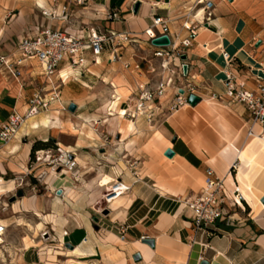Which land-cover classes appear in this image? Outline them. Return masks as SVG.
I'll return each instance as SVG.
<instances>
[{
	"label": "crops",
	"instance_id": "1",
	"mask_svg": "<svg viewBox=\"0 0 264 264\" xmlns=\"http://www.w3.org/2000/svg\"><path fill=\"white\" fill-rule=\"evenodd\" d=\"M137 1L141 4L135 14L133 6ZM195 1L123 0L117 4L114 0H86L85 6L75 1L66 4L67 11L61 25H65L69 32L81 35L84 30L95 27L100 32L130 33L134 38L118 48L120 56L117 60H110L111 48L101 53L98 63L92 61L93 56L89 53V67L82 75L62 63L61 75L64 78L69 75L65 84L74 80L88 87V81L84 79L88 74L98 77L102 74V80H113L114 85L115 81L122 86L128 85L124 89L132 92L138 84H158V81L153 82V76L157 74L164 81L171 80L158 105L159 110L168 111L149 132V141L154 148L150 150L151 156L147 160L150 167L147 178L151 181L152 199L163 208L145 227L146 239L141 240L125 232V239L122 240L121 234L114 229L93 233L75 227L66 230L67 235L65 232L62 235L63 243L70 241L77 244V247L73 245L76 249L72 253L100 256V264H202L204 261L209 264H264V146L261 141L248 135L250 115L244 104L231 100L225 94V79L229 73L245 81L248 88L255 86V74L260 73L264 64V0H213L210 18L205 16L203 5L193 7ZM64 5V2L59 4L58 0H0V51L4 53L14 49L26 35L43 30L47 17L42 16V12H62ZM112 13H117V16L111 17ZM154 15L169 19L173 41L188 55L186 61L173 58L163 71L157 70L155 63L161 58L154 57L144 34L151 26ZM69 19L76 23L68 26ZM185 39L191 40L190 46L183 45ZM224 51L234 57L232 62L224 58ZM184 62L189 65L186 76L182 72ZM171 63H174V68L169 72L167 67ZM136 64H140L141 68L137 69ZM180 86L187 96L194 93L201 100L196 105L188 103L171 110V102ZM29 90L19 86L10 93L3 83L0 84V123L14 109L22 113L26 111L28 97H25V93L31 94L33 88L31 92ZM78 90L77 86L71 84L66 86L64 94L70 97ZM115 97L114 104L122 98L118 93ZM62 98L61 101L68 105L77 102L73 98L68 101ZM51 122L50 116L39 113L28 118L19 129L17 134L23 138L35 134L34 140L23 147L24 158L30 154L34 141L47 140L46 132L42 129ZM127 128L134 130V122L129 121ZM254 129L257 133L261 131L259 125H255ZM75 131L79 149L87 147L84 143L103 142L85 123L82 129L75 128ZM17 139L18 135L9 142L10 147L19 148ZM0 145H4L1 140ZM168 148L175 151L173 157L166 156ZM236 160L240 161L238 179L246 197L242 205L244 209L239 207L232 211L234 220L225 219L212 226L210 230L213 236L195 234L193 211L183 200L192 199L200 193L206 182L207 168L224 176L228 193H233L237 182L229 171ZM101 182L107 188L117 181L106 175ZM124 194L111 204H124ZM137 198L140 196L134 194L126 207L131 206ZM24 205L27 207V202ZM14 208L17 213L23 211L18 206ZM54 217L52 214L44 216L50 223L52 219L55 220ZM147 239L154 240V248L145 243ZM40 244L31 239L28 247H39ZM28 253L22 255L23 264L43 263L40 254L36 258ZM137 254L141 256L138 263L134 260Z\"/></svg>",
	"mask_w": 264,
	"mask_h": 264
},
{
	"label": "rangeland",
	"instance_id": "2",
	"mask_svg": "<svg viewBox=\"0 0 264 264\" xmlns=\"http://www.w3.org/2000/svg\"><path fill=\"white\" fill-rule=\"evenodd\" d=\"M58 1L59 4L72 2ZM114 1L120 4L123 0ZM207 15L206 13L205 16ZM42 16L47 17L44 29L49 26V22L50 28H66L61 25V21H64L62 12L44 10ZM75 23L76 21L69 19L68 26ZM17 48L18 45L3 54L11 62L17 61L20 58ZM162 62L160 59L155 63L158 71L165 69ZM173 68L174 63H171L167 70L170 72ZM41 72L42 68L36 59H26L18 80L2 65L0 84L3 83L10 93L15 92L19 86L24 90L30 89V92L32 88L34 90L40 86L50 89L51 82ZM102 78V74L99 77L88 74L84 78L88 81V87L74 80L61 85L62 99L68 101L73 98L78 102L73 101L77 104L76 111H70L69 107L63 110L62 106L67 103L62 101L63 105L56 102L49 110L41 112L55 122L42 130L46 132L47 140L55 139L53 142L57 145L56 148L35 151L33 160L30 154L23 157V147L34 140L35 134L31 133L26 138L17 134L19 148L10 147L11 141L4 143L1 140L4 145H0V178L7 182L6 188L11 189L0 196V219L7 226L0 252L1 264H23L21 259L26 252L36 258L40 254L42 264H100V256L88 257L81 253H72L76 248L69 249L66 244L70 243L75 247L77 244L70 241L63 243L64 232L75 227L88 229L93 233L114 229L121 236L127 232L142 240V237H146L145 227L152 223L153 218L163 208L152 199L151 181L147 178L150 169L147 160L151 156L150 150L154 148L149 141V132L161 122L163 113L168 109L159 110L155 107L154 115L150 119L146 116L132 118L127 114L122 115L132 105L134 91L124 89L128 85L122 86L123 84L116 81L114 85L113 80L104 81ZM153 78V82L162 81V76L158 74ZM53 81L56 84L61 82L57 78H53ZM71 84L79 90L73 96L66 97L64 89ZM148 86L153 87L150 84ZM117 93L122 98L114 104ZM29 94L25 93V97ZM129 121L134 122V130L127 128ZM84 123L90 125L103 142L84 143L87 147L79 149L75 128L82 129ZM106 175L127 185L124 204L113 206L108 200L114 191L112 185L106 188L104 182H101ZM11 180L14 182L10 183ZM20 189L24 191L23 196H17ZM59 189H63L60 195ZM132 191L140 198L126 207L128 201L134 198ZM14 195L16 199L11 201ZM187 200L185 198L183 201L188 206ZM24 202H27V207ZM245 205L248 207L247 203ZM15 206L23 211L17 213ZM50 214L55 215V220L52 219L51 223L44 218ZM31 239L40 242V246L28 247Z\"/></svg>",
	"mask_w": 264,
	"mask_h": 264
},
{
	"label": "built area",
	"instance_id": "3",
	"mask_svg": "<svg viewBox=\"0 0 264 264\" xmlns=\"http://www.w3.org/2000/svg\"><path fill=\"white\" fill-rule=\"evenodd\" d=\"M71 1L84 4L86 0ZM198 5H203L202 9L206 10L207 18H210L214 7L213 0H196L193 7ZM66 11L67 5L65 4L62 11L63 15H65ZM199 11L196 15H198ZM116 16L117 13L111 14V17ZM262 24L264 26V20ZM185 26L191 29L190 26ZM191 31L193 36H195L196 32L193 31V28ZM144 34L153 49L154 57L162 59L163 67L172 61L173 58H180L184 54L183 50L179 49V46L173 41L168 18L154 15L151 26L144 31ZM163 34L169 35L171 43L169 45L154 44L153 39ZM133 38L130 33L100 32L95 27L84 30L81 35L73 34L67 29L46 27L36 33L26 35L20 41L17 48L20 58L17 61L11 62V59L0 51V66L5 65L9 72L18 80L22 75L23 61L36 59L42 68L41 73L52 84L50 89H47L46 86L35 88L28 96L26 111L21 113L14 109L8 118L0 123V140L4 143L11 141L16 137L19 129L28 118L49 110L56 102L64 104L61 101L60 87L66 83L69 75L67 78L61 75L60 66L62 63H66L78 75H82L89 67L87 63L89 53L93 56L92 61L98 63V57L101 53L105 49L111 48L112 57L110 60H117L120 56L118 48L125 46V43L132 42ZM183 45L186 47L190 46L191 40H183ZM223 56L228 62L234 60V57L226 51L223 52ZM126 65L128 66L129 64L127 63ZM136 68L140 69V64H136ZM53 78H57L61 82L56 84ZM170 82L171 80L164 81L162 79L153 87H149L147 84H138L133 92L135 96L132 99V105L122 115L127 114L132 118L146 116L150 119L154 115V108L158 107L161 98L165 95L166 87ZM255 82L253 88H248L245 81L238 80L232 73H229L225 79V94L231 100L244 104L250 115L248 135L251 139L256 136L264 138V64L260 69V73L255 74ZM180 89H182L181 86L177 88L176 96L171 102V110H176L188 104L189 96L186 93H181ZM68 107L69 105L66 104L62 106V109L65 110ZM255 125L261 127L260 132L257 133L255 131ZM239 165V160L234 161L229 171L234 175L237 182L236 188L231 194L228 193L225 187V177L217 175L212 168H207L204 187L194 198L187 200L188 206L193 211V229L195 234L213 236L210 230L212 226L225 219L228 221L234 220L232 211L235 212L239 207L244 209L241 203L246 201V198L240 191V182L237 178ZM6 232L7 226L0 219V252L3 245L2 239ZM65 233L67 235V232ZM121 239L124 240L125 236L122 235ZM144 239L146 237H142V240ZM204 248H207V246L204 245Z\"/></svg>",
	"mask_w": 264,
	"mask_h": 264
},
{
	"label": "water",
	"instance_id": "4",
	"mask_svg": "<svg viewBox=\"0 0 264 264\" xmlns=\"http://www.w3.org/2000/svg\"><path fill=\"white\" fill-rule=\"evenodd\" d=\"M140 4H141V3H140L139 1H137V2L135 3V5L133 6V12H134L135 14L138 13V10H139V7H140ZM153 43H154V44H157V45H169V44L171 43V40H170L169 35H167V34H163V35H160V36L156 37L155 39H153ZM257 44L259 45L260 42H258ZM180 58H181L183 61H186L187 58H188V55H187L186 53H184V54L181 55ZM188 71H189V65H188L187 63L184 62V63L182 64V72H183V74L186 76V75H188ZM180 92H181V93H184V89H180ZM200 100H201V98H200L198 95L194 94V93H191V94L189 95V97H188V103L191 104V105H196ZM76 109H77V104L74 103V102L70 103V105H69V110L74 112V111H76ZM50 139L55 140L54 138H50ZM175 140H176V139L174 138V141H175ZM165 154H166V156H168V157H173L174 154H175V151H174L173 149H171V148H168V149L165 151ZM62 193H63V190H62V189H59V190H58V194L60 195V194H62ZM23 195H24V191H23L22 189L18 190V192H17V196H23ZM15 199H16V195H14V196L12 197L11 201H14ZM262 201L264 202V199H263ZM94 220H95V221H98V218H97V217H94ZM145 243H146L149 247H151V248H154V247H155V242H154V240H152V239H147V240L145 241ZM66 247L69 248V249H74V246L71 245L70 243H67V244H66ZM134 260H135V262H139V261H141V256H140L139 254H137L136 256H134ZM202 264H209V263L206 262V261H204V262H202Z\"/></svg>",
	"mask_w": 264,
	"mask_h": 264
},
{
	"label": "bare ground",
	"instance_id": "5",
	"mask_svg": "<svg viewBox=\"0 0 264 264\" xmlns=\"http://www.w3.org/2000/svg\"><path fill=\"white\" fill-rule=\"evenodd\" d=\"M68 68L69 69H72L70 66H68ZM36 115H38V114H36ZM36 115H33V116H31L30 118H32V117H34V116H36ZM88 122V121H87ZM91 122V121H90ZM85 125L87 126L88 124L87 123H85ZM253 139H256V140H258V141H261L262 142V144H263V146H264V138L263 137H259V136H256V137H254ZM239 174V173H238ZM237 178H238V175H237ZM238 181H239V179H238ZM14 181H11L10 183H13ZM6 184H7V182H5L2 178H0V196L1 195H3L4 193H6L7 191H10L11 189H7L6 187ZM126 189H128V187L127 186H125L123 183H115L114 185H112V190L114 191V193H113V195L112 196H109L108 197V200L112 203L116 198H118V197H120L122 194H123V192L126 190ZM240 191H241V188H240ZM242 192V191H241ZM243 194V193H242ZM244 195V194H243ZM113 196H115L114 198H113ZM245 197V196H244ZM110 198H112V199H110ZM246 198V197H245ZM243 203H241V205H242ZM2 243H4V241H3V239H2ZM72 252H74V251H72Z\"/></svg>",
	"mask_w": 264,
	"mask_h": 264
},
{
	"label": "trees",
	"instance_id": "6",
	"mask_svg": "<svg viewBox=\"0 0 264 264\" xmlns=\"http://www.w3.org/2000/svg\"><path fill=\"white\" fill-rule=\"evenodd\" d=\"M56 146L57 145L54 144L53 140L38 139V140L34 141L32 148H31L30 155H31L32 159L34 160L35 151L40 150V149L56 148Z\"/></svg>",
	"mask_w": 264,
	"mask_h": 264
}]
</instances>
